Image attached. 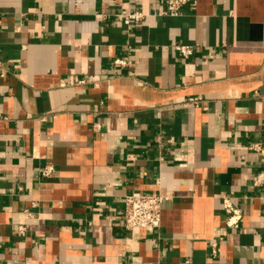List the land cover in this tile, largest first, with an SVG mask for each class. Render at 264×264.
Returning <instances> with one entry per match:
<instances>
[{"label":"crops","instance_id":"crops-1","mask_svg":"<svg viewBox=\"0 0 264 264\" xmlns=\"http://www.w3.org/2000/svg\"><path fill=\"white\" fill-rule=\"evenodd\" d=\"M161 7L0 0V264H264V0ZM130 193L168 196L159 228L124 227Z\"/></svg>","mask_w":264,"mask_h":264},{"label":"built area","instance_id":"built-area-1","mask_svg":"<svg viewBox=\"0 0 264 264\" xmlns=\"http://www.w3.org/2000/svg\"><path fill=\"white\" fill-rule=\"evenodd\" d=\"M189 0H163V7L158 9L156 15H167L171 17L179 16L183 13V9L188 5ZM145 13L138 9L126 10L121 9L115 16L117 21L122 22L126 27H132L134 24L142 21ZM184 58L189 57L193 53V45L177 43L174 45ZM132 62L131 59L114 57L111 64L114 66H125ZM80 82H83L82 80ZM193 104H200L203 100L200 97H193L189 100ZM94 128H99L98 124ZM248 149L252 151L264 150V138L260 141H255L249 144ZM55 168L52 164L46 163L39 170L42 177L52 176ZM254 184H264V170L257 173L254 178ZM264 197V192H262ZM168 196L162 193H130L125 195L123 203L122 222L126 229L133 228H149L157 229L161 224V211L164 201ZM223 209L227 213L225 224L228 227L235 228L239 225L242 219L241 209L235 205L228 196L222 197ZM26 228L23 225L17 227V231L21 234Z\"/></svg>","mask_w":264,"mask_h":264}]
</instances>
